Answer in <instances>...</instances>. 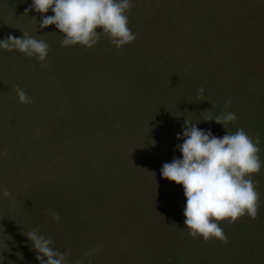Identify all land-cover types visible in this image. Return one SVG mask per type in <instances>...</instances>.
<instances>
[{"label": "rangeland", "instance_id": "obj_1", "mask_svg": "<svg viewBox=\"0 0 264 264\" xmlns=\"http://www.w3.org/2000/svg\"><path fill=\"white\" fill-rule=\"evenodd\" d=\"M30 4L0 0V39L26 32L49 44L43 62L0 49V190L11 193L0 195V264H39L32 229L67 264H264V120L254 125L264 112V0H132L136 39L119 49L104 34L91 48L61 46L64 34L40 28ZM239 81L257 100L234 95ZM225 112L238 117L231 131L260 137L259 209L219 221L226 241H205L183 229V186L160 170L181 156L185 121L223 137L204 119Z\"/></svg>", "mask_w": 264, "mask_h": 264}, {"label": "clouds", "instance_id": "obj_2", "mask_svg": "<svg viewBox=\"0 0 264 264\" xmlns=\"http://www.w3.org/2000/svg\"><path fill=\"white\" fill-rule=\"evenodd\" d=\"M131 7L132 0H31L30 4L32 10L41 14L40 28L55 25L64 34L61 46L79 44L91 48L104 34L117 49L136 39L128 26L127 13ZM49 10L53 15H42ZM0 49L18 50L39 62L45 61L49 54L48 43L26 32L22 37L9 35L0 39ZM16 91L21 103L32 102L22 88L17 86ZM198 92L203 94L204 89ZM230 107L231 102L226 101L225 108ZM237 118L235 112H225L204 119L224 126L228 131L223 137L185 121L182 131L177 133V139L183 142L175 146L181 156L164 163L160 170L162 177L183 186L186 197L183 229L192 238L226 241L219 221L227 219L234 223L244 215L251 219L258 215L259 192L252 174L258 173L262 166L260 137L254 141L243 128L231 131L228 125ZM0 195L10 197L11 193L2 189ZM52 217L60 219L57 212H52ZM26 236L39 264H67V254L54 247L51 237L38 229L28 231Z\"/></svg>", "mask_w": 264, "mask_h": 264}, {"label": "trees", "instance_id": "obj_3", "mask_svg": "<svg viewBox=\"0 0 264 264\" xmlns=\"http://www.w3.org/2000/svg\"><path fill=\"white\" fill-rule=\"evenodd\" d=\"M147 1V0H146ZM174 1V3H175V1H176V4H177V0H173ZM214 1V0H213ZM167 2H169V0H167ZM166 17V16H165ZM178 17V16H177ZM166 19H168V18H166ZM175 20H177V22H178V20H181L182 22L183 21H185L186 22V20L184 19V17L183 18H181V17H179V18H175ZM228 71V70H227ZM245 77V76H244ZM245 78H247V77H245ZM247 79H249V78H247ZM250 80V79H249ZM251 81V80H250ZM238 83V82H237ZM244 81H239V83H238V85L239 86H237L238 88H236V90L233 92L234 93V95L237 93L238 95L240 94V96H243V95H248V94H250V96L252 97L253 95H254V99L255 100H257V96H258V94L259 93H257L256 92V94H255V92L254 91H251V92H247L246 91V87L244 88ZM223 88H227L226 86L225 87H223ZM261 90H263L264 91V88H260ZM245 92L247 93V94H245ZM230 98V97H229ZM257 118H263V119H258L257 120ZM264 120V112L263 113H258V112H256V113H254V122H255V124L254 125H257L256 127H258L259 129H260V127H261V121H263ZM258 129V130H259ZM259 133H260V130L258 131V135H259ZM259 156H260V153H259ZM260 159H261V156H260Z\"/></svg>", "mask_w": 264, "mask_h": 264}]
</instances>
